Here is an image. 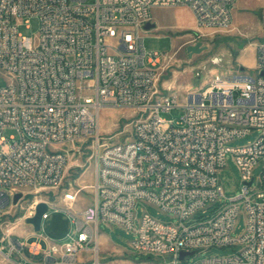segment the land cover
<instances>
[{
	"label": "built area",
	"instance_id": "2783aa9c",
	"mask_svg": "<svg viewBox=\"0 0 264 264\" xmlns=\"http://www.w3.org/2000/svg\"><path fill=\"white\" fill-rule=\"evenodd\" d=\"M235 1L0 0V75L7 80L0 87V256L15 264H116L100 259L97 227L104 222L134 233L135 253L154 256L128 264H264V167L259 187L253 176L264 161V41L255 48L256 77L239 68L215 73L199 90L169 88L167 94L158 83L161 57L154 52L147 58L144 45L153 9L185 6L197 26L224 30ZM31 19L38 20V32L20 34V25ZM105 107L137 110L141 118L127 140L101 142ZM172 108L182 112L178 123L160 116ZM7 130L13 135L6 137ZM253 132L259 133L253 142L231 146ZM90 141L93 202L73 212L40 198L24 217L44 202L42 221L52 210L64 211L72 231L54 242L40 231L22 239L5 230L8 209L28 194L60 188L70 152ZM123 146H133V154L123 155ZM228 154L243 183L229 199L218 178ZM127 176H134V186H124ZM17 193L22 197L14 203ZM139 202L172 213L176 221L163 223L148 213L137 219ZM242 209L245 229L235 238ZM228 246L239 250L189 260L204 249ZM182 252L188 253L183 259Z\"/></svg>",
	"mask_w": 264,
	"mask_h": 264
},
{
	"label": "rangeland",
	"instance_id": "374dc122",
	"mask_svg": "<svg viewBox=\"0 0 264 264\" xmlns=\"http://www.w3.org/2000/svg\"><path fill=\"white\" fill-rule=\"evenodd\" d=\"M147 24L153 26L144 33V45L148 53L147 58L154 52L161 57L158 65V83L163 94H167L169 88L179 92L188 89L199 90L210 83L215 73L230 74L242 68L245 74L252 77L258 74L254 54L256 45L264 41V0H236L232 9L231 25L224 30L197 26L191 11L185 6L153 9ZM38 27V20L31 19L20 25L19 33L32 36L38 32ZM199 42L202 51L189 56L187 48ZM6 81V78L0 75V87L5 86ZM181 114L179 108L160 112L162 118L174 123H178ZM140 118L137 110L130 107L103 108L100 112V135L104 140L101 142L117 143L127 140L135 122ZM13 133L7 130L4 135L9 137ZM258 135V132H253L235 139L231 146L235 148L246 146ZM90 144L91 141L83 145L80 151L70 152L68 169L60 188L47 189L40 194H28L20 205L9 208L5 217L8 227L6 224L4 229H9V233L22 239L27 236L33 228L27 224L24 217L28 215L34 202L40 198L52 202L58 208L73 212H79L90 205L94 199L96 181V159L92 156ZM68 148L61 147V151L66 152ZM263 167L264 161L261 160L253 169L257 187L260 186L259 177ZM218 178L227 199L242 192L241 174L231 154H228L226 167L219 173ZM135 210L137 219L148 213L163 223L176 221L172 213L164 212L152 204L139 202ZM212 211L213 208H210L206 214L200 216H208ZM68 216L64 211L52 210L49 218L42 221L40 233L54 242L63 240L72 231ZM244 229L245 217L242 209L232 236L239 237ZM97 233L100 259L103 262L128 264L154 258L135 253L131 247L135 234L129 233L119 225L101 222L97 227ZM238 250L239 247L232 246L212 247L193 255L189 260L200 262L210 258L230 257ZM0 264L11 263L0 256Z\"/></svg>",
	"mask_w": 264,
	"mask_h": 264
},
{
	"label": "water",
	"instance_id": "95a60500",
	"mask_svg": "<svg viewBox=\"0 0 264 264\" xmlns=\"http://www.w3.org/2000/svg\"><path fill=\"white\" fill-rule=\"evenodd\" d=\"M153 25L147 24L146 29L151 28ZM201 43H197L195 45H191L187 48V51L189 53V56H192L194 53H200L202 51ZM262 75H264V72H262ZM22 197L21 193H17L14 197V203H17L19 199ZM48 210V205L44 202L39 203L35 207V214L32 217H29L26 219L27 224L31 225L34 229V231L39 232L41 230V224H42V217L43 214ZM188 253L182 252L180 258L183 259Z\"/></svg>",
	"mask_w": 264,
	"mask_h": 264
},
{
	"label": "bare ground",
	"instance_id": "6f19581e",
	"mask_svg": "<svg viewBox=\"0 0 264 264\" xmlns=\"http://www.w3.org/2000/svg\"><path fill=\"white\" fill-rule=\"evenodd\" d=\"M130 154H133V146H123V155H130ZM124 186H134V176L125 177Z\"/></svg>",
	"mask_w": 264,
	"mask_h": 264
},
{
	"label": "crops",
	"instance_id": "0c3cea01",
	"mask_svg": "<svg viewBox=\"0 0 264 264\" xmlns=\"http://www.w3.org/2000/svg\"><path fill=\"white\" fill-rule=\"evenodd\" d=\"M254 56H255V54H254ZM242 61L244 62V59L242 58ZM254 62H255V59H254ZM33 228V227H32ZM30 237H36V232L34 231V229L33 230H31L30 232H29V234H28ZM6 261H8L9 263H11V264H15V263H13V262H11V261H9V260H6Z\"/></svg>",
	"mask_w": 264,
	"mask_h": 264
}]
</instances>
